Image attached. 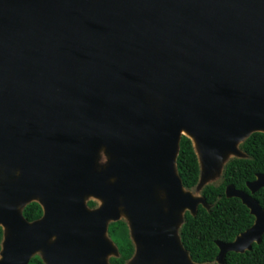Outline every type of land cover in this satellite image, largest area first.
Masks as SVG:
<instances>
[{
    "label": "water",
    "instance_id": "95a60500",
    "mask_svg": "<svg viewBox=\"0 0 264 264\" xmlns=\"http://www.w3.org/2000/svg\"><path fill=\"white\" fill-rule=\"evenodd\" d=\"M253 132L264 0H0V264H109L121 215L136 246L126 264H195L177 228L208 205L177 174L180 137L207 178ZM100 150L110 160L97 168ZM246 187H225L255 220L216 242L220 264L264 233L251 196L264 173ZM32 201L43 215L28 222Z\"/></svg>",
    "mask_w": 264,
    "mask_h": 264
},
{
    "label": "trees",
    "instance_id": "16d2710c",
    "mask_svg": "<svg viewBox=\"0 0 264 264\" xmlns=\"http://www.w3.org/2000/svg\"><path fill=\"white\" fill-rule=\"evenodd\" d=\"M238 149L244 157H232L222 165L217 184H207L200 190L208 208L198 205L195 215L185 212L179 228V237L190 259L195 263L213 262L218 253L216 242H231L238 234L249 228L254 217L248 208L235 197L227 198L224 190L227 185L248 193L246 183L253 181L257 174L264 173V133L253 132L245 138ZM197 155L191 140L181 136L178 154L175 157L176 171L185 189L196 187L200 177ZM252 197L264 209V187ZM89 207L95 206L88 201ZM22 217L34 221L41 217L42 210L37 202H30L21 209ZM107 234L117 248V256L110 257V264H126L132 257L133 245L129 238L126 223L118 220L108 224ZM3 231L0 227V244ZM28 264H44L39 255H34ZM223 264H264V235L259 244H254L244 253L229 252Z\"/></svg>",
    "mask_w": 264,
    "mask_h": 264
},
{
    "label": "rangeland",
    "instance_id": "374dc122",
    "mask_svg": "<svg viewBox=\"0 0 264 264\" xmlns=\"http://www.w3.org/2000/svg\"><path fill=\"white\" fill-rule=\"evenodd\" d=\"M232 157H234V154H228L226 156V158L219 164L218 170L213 172V174L211 176H209L207 178H203L202 174H201L198 185L195 188H193L192 190H190L192 195L194 197H199L200 196V190L202 189L203 186H205L207 184H217L219 179H220V174L222 171V169H221L222 164H224L229 158H232ZM109 160H110L109 156L104 151L100 150L98 155H97V160H96L97 168L104 167L109 162ZM90 200L94 201L97 204V207L99 206L100 202L97 199L92 198V197H87L85 199V204H86V202H88ZM181 216H182V214H181ZM121 218H124L127 220V218L124 215H121ZM178 228H177V233H178ZM37 255H40V254H37ZM157 264H160V263H157Z\"/></svg>",
    "mask_w": 264,
    "mask_h": 264
},
{
    "label": "flooded vegetation",
    "instance_id": "af4514ba",
    "mask_svg": "<svg viewBox=\"0 0 264 264\" xmlns=\"http://www.w3.org/2000/svg\"><path fill=\"white\" fill-rule=\"evenodd\" d=\"M234 157H235V156H234ZM229 159H230V158H229ZM229 159H228V160H229ZM225 163H226V162H225ZM225 163H224V164H225ZM221 168H222V167H221ZM221 172H222V171H221ZM196 186H197V185H196ZM246 188H247V187H246ZM186 190H188V189H186ZM247 190H248V189H247ZM189 191H190V190H189ZM246 193H247V192H246ZM248 194H249V190H248ZM253 194H254V193H253ZM253 194H252V195H253ZM252 195H251V196H252ZM200 196H201V195H200ZM32 202H35V201H32ZM37 203H38V202H37ZM38 204H39V203H38ZM242 204H243V203H242ZM26 205H27V204H26ZM39 205H40V204H39ZM86 206H87V208H89V209H93V208H96V207H97V204L95 203V206H93V207H89V206L87 205V202H86ZM259 206H260V205H259ZM40 207H41L42 215H43V208H42L41 205H40ZM248 210H249V209H248ZM263 210H264V209H263ZM185 212H188V211H185ZM185 212L183 213V218H184V214H185ZM249 213H250V211H249ZM42 215H41V217H42ZM251 215H252V214H251ZM252 216H253V215H252ZM253 217H254V216H253ZM119 220H123V221L126 223V226H127V229H128L129 238H130V240H131V242H132V245H133V254H132V256H133V255L135 254V251H136V246H135V244H134V242H133V240H132V238H131V235H130V229H129L128 221H127L126 219H124V218H121V219H119ZM254 220H255V219H254ZM109 223H111V222H109ZM109 223H108V224H109ZM253 223H254V221H253ZM253 223H252V225H253ZM108 224H107V228H108ZM252 225H251V226H252ZM180 226H181V225H180ZM180 226H179V228H180ZM251 226H250V227H251ZM250 227H249V228H250ZM179 228H178V233H177V235H178V238H179L180 244H181L182 248L184 249V247H183V245H182V243H181L180 237H179ZM249 228H247V229H249ZM247 229H246V230H247ZM246 230H244V231H246ZM244 231H243V232H244ZM243 232H242V233H243ZM242 233H240V234H242ZM240 234H238L237 236H239ZM106 235H107V237L109 238V236H108V234H107V229H106ZM263 235H264V233L261 235V240H262ZM237 236H236V237H237ZM236 237H235V238H236ZM235 238H234L232 241H234ZM109 239H110V238H109ZM261 240H260V242H261ZM232 241H231V242H232ZM260 242H259V243H260ZM224 243H229V242H224ZM259 243L255 242V241L252 242V244H251V249L253 248V245H254V244H259ZM217 247H218V246H217ZM251 249H250V250H251ZM184 250H185V249H184ZM250 250L245 249L243 252H234V251H229V252H233V253H244V252H246V251H250ZM185 251H186V250H185ZM186 252H187V251H186ZM218 252H219V249H218ZM229 252H227V253H229ZM227 253H226V254H227ZM187 254H188V252H187ZM226 254H225V255H226ZM217 255H218V253H217ZM217 255L215 256L214 261H215L217 264H220V263H218L217 260H216ZM225 255H224V257H225ZM188 256H189V254H188ZM109 258H110V257H109ZM109 258H108V263H109ZM189 258H190V257H189ZM190 260H191V259H190ZM191 261H192V260H191ZM127 262H128V261H127ZM127 262H126V263H127ZM192 262H193V261H192ZM193 263H195V262H193ZM223 263H224V258H223ZM223 263H221V264H223ZM109 264H110V263H109ZM195 264H199V263H195ZM201 264H213V262H206V263H201Z\"/></svg>",
    "mask_w": 264,
    "mask_h": 264
}]
</instances>
